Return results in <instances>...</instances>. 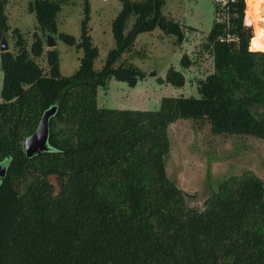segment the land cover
<instances>
[{
	"label": "trees",
	"instance_id": "trees-1",
	"mask_svg": "<svg viewBox=\"0 0 264 264\" xmlns=\"http://www.w3.org/2000/svg\"><path fill=\"white\" fill-rule=\"evenodd\" d=\"M5 1L0 36L9 28ZM163 1L119 0L110 20L113 45L98 68L88 0L77 38L56 30L60 0L28 3L43 36L81 50L67 75L59 72L57 50H43L35 31L26 48L17 28L10 30L16 48L0 51V264H264L261 177L249 169L227 175L197 205L186 202L164 165L167 126L176 118L264 140V40L252 30L246 47L243 26L253 24L247 8L242 17V0L228 9V25L213 21L206 33L212 70L198 79V95H162L154 109L96 103L108 78L133 86L143 76L133 63L117 62L137 33L157 27L181 39V25L161 11ZM42 53L46 72L33 59ZM165 80L181 85L183 77L168 68ZM52 105L46 149L26 156L24 137ZM253 105L263 110L253 112Z\"/></svg>",
	"mask_w": 264,
	"mask_h": 264
},
{
	"label": "rangeland",
	"instance_id": "rangeland-1",
	"mask_svg": "<svg viewBox=\"0 0 264 264\" xmlns=\"http://www.w3.org/2000/svg\"><path fill=\"white\" fill-rule=\"evenodd\" d=\"M242 1L244 17L245 0ZM88 4V32L98 51L93 67L98 68L107 49L113 45L109 18L116 13L120 2L88 0ZM82 6L83 0H60L59 9L54 16L56 30L68 32L77 38ZM3 10L9 25L4 34L9 50L14 51L16 48L10 31L13 27L21 33L26 48L32 40L33 31L40 36L43 50L48 48L44 45V36L26 0H6ZM161 11L181 25V39L177 41L174 35L164 33L157 27L140 32L130 49L122 52L117 62L124 59L133 63L141 69L143 76L133 86L113 77L108 78L106 85L96 91L98 105L154 109L162 95H198V79L212 70L211 52L205 45L206 33L214 20L212 0H164ZM132 19L133 16L128 17L127 25ZM258 25L264 28V20L258 22ZM243 28L248 35V48L253 28L250 24H245ZM55 41L59 72L70 74L78 65L81 50L57 37ZM181 56L186 64L180 61ZM33 59L43 71H47L44 53ZM168 68L181 72V85L165 80ZM1 79L0 69V85ZM251 110L259 112L263 109L259 105H253ZM167 134L169 150L164 158L166 175L182 190L189 204L201 205L204 197L215 188L220 179L238 174L244 169L251 170L264 180L262 138L250 134L213 133L206 120L192 118L174 119L167 126ZM48 178L55 183L52 175Z\"/></svg>",
	"mask_w": 264,
	"mask_h": 264
},
{
	"label": "water",
	"instance_id": "water-1",
	"mask_svg": "<svg viewBox=\"0 0 264 264\" xmlns=\"http://www.w3.org/2000/svg\"><path fill=\"white\" fill-rule=\"evenodd\" d=\"M55 35L51 33L44 34V45L45 47L55 46ZM8 50V45L4 35L0 36V51ZM55 106L52 105L42 113L37 126L28 135H26L22 141L23 150L26 156H31L41 150L46 149V138H47V120L48 117L54 112ZM5 166L0 164V176L3 175Z\"/></svg>",
	"mask_w": 264,
	"mask_h": 264
},
{
	"label": "built area",
	"instance_id": "built-area-1",
	"mask_svg": "<svg viewBox=\"0 0 264 264\" xmlns=\"http://www.w3.org/2000/svg\"><path fill=\"white\" fill-rule=\"evenodd\" d=\"M28 3H33L34 0H26ZM53 1V0H48ZM235 0H212L213 8H214V20L217 22H223L224 24L228 25L231 22V17L229 15L228 9L232 7V3ZM232 13L231 16H233ZM228 36V34H227Z\"/></svg>",
	"mask_w": 264,
	"mask_h": 264
},
{
	"label": "bare ground",
	"instance_id": "bare-ground-1",
	"mask_svg": "<svg viewBox=\"0 0 264 264\" xmlns=\"http://www.w3.org/2000/svg\"><path fill=\"white\" fill-rule=\"evenodd\" d=\"M248 3H249L252 11L255 13V16H256V23H255L252 15L249 12L247 0H246V8H247L249 15L251 16V19H252L254 35L257 38L264 40V28L262 26L258 25V22H261L262 20H264V0H248ZM256 7L258 9L260 8L258 11L259 12L258 15H257ZM258 31H259V33H258Z\"/></svg>",
	"mask_w": 264,
	"mask_h": 264
},
{
	"label": "crops",
	"instance_id": "crops-1",
	"mask_svg": "<svg viewBox=\"0 0 264 264\" xmlns=\"http://www.w3.org/2000/svg\"><path fill=\"white\" fill-rule=\"evenodd\" d=\"M245 11H246V0H245ZM113 16H111L110 18H109V26H110V20H111V18H112ZM250 17V16H249ZM251 18V17H250ZM252 21V20H251ZM154 29V28H153ZM151 31V30H150ZM140 33V32H139ZM139 33H137L136 34V36H135V40H136V37H138V35H139ZM132 108V107H131Z\"/></svg>",
	"mask_w": 264,
	"mask_h": 264
}]
</instances>
